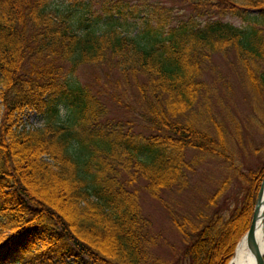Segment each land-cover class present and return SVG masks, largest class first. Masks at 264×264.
Segmentation results:
<instances>
[{"label":"trees","instance_id":"obj_1","mask_svg":"<svg viewBox=\"0 0 264 264\" xmlns=\"http://www.w3.org/2000/svg\"><path fill=\"white\" fill-rule=\"evenodd\" d=\"M183 1L197 14L174 21L168 7L152 3L132 33L122 22L126 10L137 11L128 0H101L103 24L92 0L74 1L78 15L56 0H0V264H166L151 257L156 237L140 190L166 207L189 264L228 263L249 228L264 162L239 171L243 199L224 220L214 212L194 222L163 195L187 185L190 151L227 158L223 123L200 111L214 56L233 52L246 86L264 92V0ZM81 66L101 68L105 83L124 89L135 103L124 108L143 130L110 114L100 76L94 84L73 77ZM117 94L113 102L123 103ZM26 111L42 114L43 124L26 128Z\"/></svg>","mask_w":264,"mask_h":264},{"label":"rangeland","instance_id":"obj_2","mask_svg":"<svg viewBox=\"0 0 264 264\" xmlns=\"http://www.w3.org/2000/svg\"><path fill=\"white\" fill-rule=\"evenodd\" d=\"M74 1L56 0V4L78 15L82 8ZM88 1L84 0V6ZM100 2L101 0H92L91 10L94 8L101 13L100 24H103L108 17L100 10ZM152 3L168 7V13L174 21L197 14L192 6L183 0H128V7L135 4L137 11L133 8L126 10L125 19L122 20L123 27L134 33L141 18L151 16ZM204 8L202 7L200 10L206 12V15L210 12L209 15L221 17L224 21H229L241 28L248 25L246 20L229 14L219 15L210 7L206 8L211 11H206ZM255 12L252 11L251 15ZM248 17L250 18V16ZM213 64L214 70H207L203 74V78L208 83L209 91L207 99H205L208 107L202 102L200 111L202 112L201 117L208 119L212 116L223 123L227 141V158L221 159L206 153L190 151L188 157L194 156L195 163L194 169L188 171L187 185L183 188H175L163 195L166 205L173 212L178 215H187L194 222L203 223H206L214 212H217L223 220L226 219L243 199L245 180L240 177L239 171L248 174L250 170H255L264 162V92L258 95L246 86L242 69L233 52L228 53L227 57L214 56ZM102 72L103 70L98 67L81 66L75 71L73 77L80 82L94 84L95 77L100 76L99 81L100 84H103V88L99 84V90L108 105L110 114L117 118L123 117L132 120L136 130H143L140 126L142 120L136 115V112L133 109L124 108L126 104L134 103L132 99L123 96L124 89L116 82L105 83ZM114 93L120 95L123 103L115 104L113 102L112 95ZM68 114L69 111L60 104V118L66 119ZM20 118L26 128L38 127L44 122V116L34 111H26ZM212 125L213 123L208 121V126ZM225 179H228V184L223 194L212 203L211 207H208L206 205L207 198ZM139 193L142 211L151 221L150 231L156 237V244L151 248V257L166 264H189L183 254L185 244L171 226L166 207L151 198L144 190H140ZM67 261L75 263L76 258L68 256Z\"/></svg>","mask_w":264,"mask_h":264},{"label":"bare ground","instance_id":"obj_3","mask_svg":"<svg viewBox=\"0 0 264 264\" xmlns=\"http://www.w3.org/2000/svg\"><path fill=\"white\" fill-rule=\"evenodd\" d=\"M264 197V185L261 198ZM263 202L260 208V213L255 222V239L260 249L261 254L264 257V215H261L263 211ZM228 264H256L255 254L247 246V242L244 236L240 238L236 244L234 254L232 255Z\"/></svg>","mask_w":264,"mask_h":264},{"label":"water","instance_id":"obj_4","mask_svg":"<svg viewBox=\"0 0 264 264\" xmlns=\"http://www.w3.org/2000/svg\"><path fill=\"white\" fill-rule=\"evenodd\" d=\"M263 185H264V178L262 179L260 186L258 188V192H257V196H256V200H255V204H254V208H253V214H252V218L250 221V225L248 230L245 232V234L243 235L246 239L247 242V246L251 249V251L255 254V260H256V264H264V257L260 252V249L256 243V239H255V222H256V218L260 213V208L262 206V202L264 205V197L261 198L262 195V191H263ZM264 207V206H263ZM261 215H264V208L263 211L261 212Z\"/></svg>","mask_w":264,"mask_h":264}]
</instances>
